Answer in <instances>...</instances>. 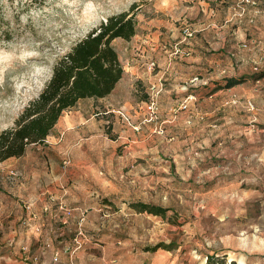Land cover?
<instances>
[{"label":"rangeland","instance_id":"374dc122","mask_svg":"<svg viewBox=\"0 0 264 264\" xmlns=\"http://www.w3.org/2000/svg\"><path fill=\"white\" fill-rule=\"evenodd\" d=\"M221 1L223 0H0V133L13 127L28 102L39 95L51 76L53 65L60 57L107 17L129 12L131 7H134L131 13L134 15L138 39L132 37L129 41L116 39L112 42L117 55L124 61H128L143 48L146 50L151 39L159 45L158 49L162 50L167 62L187 58L191 55V45L206 30H209L206 33L207 42L222 43L221 39L225 37L223 29H226L223 26H226L230 31L225 40L231 41L227 45L244 49L247 55L244 60L252 65L254 73L264 71V14L259 12L264 9L255 10L259 15H243L246 13L244 6H253V0H236L235 12L231 15H219L217 20L216 15H202L204 7L208 12L209 9H215ZM249 27L253 29L250 34L245 31ZM212 47L217 49L218 46ZM176 48L180 52L173 55ZM234 49L228 47L227 51L233 55L237 53ZM135 50L137 51L134 52ZM144 55L146 57L145 51ZM146 60V65L154 62L155 69L157 68L155 58ZM159 80L161 92L155 100L156 111L152 117L146 110L148 88L159 83ZM205 81L207 82V77H191L181 84L178 91L187 93L196 87L205 86ZM238 83L242 81L234 82ZM165 87L164 78L158 77L147 87L140 88L141 101L134 109L135 113H132L133 110L130 111L131 114L118 110L115 115L103 117H107V120L110 115L116 117L118 124L133 134L149 125L155 131L154 134L162 135L163 127L167 125L165 121L171 122L177 117V113L184 112L180 117L181 123L187 122L189 116L185 111L197 101L193 94L181 97L183 99L180 101L172 98L173 101L176 100V107H172L167 113L160 103ZM240 91V94L247 93ZM248 92L249 96L237 97L235 94L236 97L231 98L227 104H222L224 96H219L215 101L220 108L216 112L220 114L222 111L218 120H206L214 115L209 109L206 115L197 116L195 125L189 127H200L199 123H204L210 126V130L216 131V125L220 126L219 124H224L223 127L233 126L232 135L225 140L228 143L232 141L231 150L227 149L224 141L212 153L227 155L228 151L232 152L240 173H248L250 177L242 181L239 179L243 178L240 174L228 175L227 168L229 171L231 166L224 164L221 165L224 170L221 171L222 174L220 170L212 169L190 174L191 178L185 179V183L189 189L194 190L192 192L177 189L178 183L184 181L178 178L179 172L171 164L168 168V164H158V160V165H152L146 153L138 154L135 149H130L123 143L122 139H117L116 128L109 119L104 125L102 137L86 142V146L82 148L91 160L101 158L99 163L94 162V170L89 172L95 173L105 184H98L90 174V184L87 182L84 185L86 188L90 187L87 190L90 200L86 201L84 209L76 212L78 223L73 239L75 249L82 247L87 235L98 233L96 221L99 215L101 219L111 222L120 220L129 233L143 237L139 244L146 250L161 245L155 251L171 255L172 259L177 257L175 262L180 264H206V257L212 258V264H221L222 261L223 264H264V147L259 152L255 150L250 153L251 150L243 152L242 145L240 146L245 137L259 136L264 140L261 137L264 133L258 132L264 130V82L252 84ZM209 101H206L205 110L210 107ZM87 103L82 105L88 107L89 102ZM229 107L234 110V114L242 116L243 121H238L240 125L234 122L235 115L234 120L229 119ZM192 135L194 137V133L189 135L187 144L183 147V161L188 162L190 168L208 157L202 155V146L198 141L200 133H195L193 139ZM164 160L167 161L166 158ZM59 161L61 170H70L68 155H61ZM22 166L18 158L0 162L1 194L4 193L5 185L9 187L12 183L21 182L23 176L19 172H22ZM213 166V169L217 167L215 164ZM48 168L47 165L42 170L48 172ZM74 169V173L84 171L81 167ZM217 172L223 175L219 178V183L215 179ZM164 173H168V176L165 174L162 178ZM61 191L63 197L67 195V187H61ZM49 199L52 201V198ZM53 201L56 208L61 211L65 209L62 198ZM138 203L163 210L169 207L170 210L165 209L164 217L140 213L139 209L133 208ZM230 203L234 210H231ZM242 203L244 206L240 207ZM103 204L105 208L100 207ZM227 204L229 211H226ZM25 207L28 208L29 205L26 204ZM88 219L93 221V230L85 228ZM1 256L0 246V264H5Z\"/></svg>","mask_w":264,"mask_h":264},{"label":"crops","instance_id":"0c3cea01","mask_svg":"<svg viewBox=\"0 0 264 264\" xmlns=\"http://www.w3.org/2000/svg\"><path fill=\"white\" fill-rule=\"evenodd\" d=\"M235 2L236 0H223L219 5H216L215 9H209L208 12L204 7L202 15H216V20L219 15H231L235 12ZM252 2L253 6H244L246 13L243 15H259L255 10L257 8L264 9V4H261L264 0H253ZM259 12L264 14V11ZM224 27L226 29H223L225 37L221 39L222 43L210 44L207 42L206 33L209 30H206V33H201L198 37L199 40L191 45L189 57L172 62L166 61V56L161 49H158L159 45L155 43L154 39L150 40L151 44L146 47V50L143 48L138 53L135 50L136 53L128 61H124L118 55L123 75L113 91L105 98L80 100L74 108L61 115L43 145H30L25 149L23 156L18 158L23 164V170L19 172L23 176L21 182L12 183L9 187L5 185L4 193H0V246L2 248L1 258L5 264H180L175 262L177 257L172 259L171 255L167 256L158 251L146 250L139 244L143 237L129 233L120 220L111 222L101 219L99 215L96 221L98 233L86 234L87 239H84L82 247L75 249L73 239L78 223L76 212L84 209L86 201L90 200L88 198L89 191H87L90 187L86 188L84 185L87 182L90 184V174L98 184H105L103 180L96 177L95 173L89 172L94 170V162L99 163L101 158L91 160L90 156L82 151V148L86 146V142L99 140L100 136L102 137V133L105 132L104 125L110 119L112 126L116 128L117 139H122V142L126 143L130 149H135L138 154L146 153L152 165L157 164L160 160L158 164L165 166L168 164V168L172 166L175 171L179 172L180 177L178 178L184 182L178 183V190L192 192L193 189H189L190 187L185 183V179L191 178L190 174L204 173L210 169L223 172L221 165L224 164L228 167L231 166L229 171L227 168L228 175L240 174L243 178L239 177V179L242 181L249 178L248 173L247 175L240 173L237 159H233L232 152L228 151L227 155L221 152L219 154L212 153L213 150L218 149L220 142L224 143L227 138H230L233 126L223 127L224 124H219L220 126L216 125V131L210 130V126L204 123H199L200 127L198 125L189 127L195 125L194 120H197V116L206 115L209 109L214 115L206 120L209 118L218 120L222 111L220 114L216 112L220 108L217 107L218 104L215 101L219 96H224L222 104H227L231 98L236 96H249L248 89L252 84L264 82V71L253 72L252 65L244 60L247 56L244 49L232 44L227 45L228 42H231L225 40L230 30L229 27ZM245 31L250 34L253 29L249 27ZM134 38L138 39L137 34L133 36ZM213 45H217V49L213 48ZM228 47L235 48L234 51L237 53L231 55L227 51ZM150 57L155 58L157 64L153 73H149L145 68L146 59ZM194 76L207 77L205 86L196 87L187 93H180L178 90H180L181 84ZM158 77L164 78L166 87L160 97V103L164 105L167 113L171 111L172 107H176L174 102L183 99L181 97L193 94L197 98V101L185 111L189 116L187 122L181 123L180 117L184 112H179L177 119L174 117L171 122L165 121L167 125L163 127L162 135L154 134L155 131L149 125L133 134L126 127L120 126L116 117L110 115L108 120L107 117H103L114 114L118 110H122L126 114H131L130 111L133 110L132 113H135L134 109L141 101L139 100L140 88L147 87ZM237 81H242V83L228 85L230 82ZM240 90L247 93L240 94ZM235 94L236 96H234ZM172 98L176 100L173 101ZM199 99L202 101L199 102ZM207 100H210V107L205 110L204 106L207 104ZM87 102H89L88 107L82 105ZM230 109L232 108L228 109L229 119L234 120L235 115L234 122L240 125L241 123L238 124V121H243L242 116L234 114V110ZM237 112L239 113V111ZM258 132L264 133V130ZM193 133L194 137L195 133H200V140H198L202 146L200 149L202 155L208 157L190 168L188 167L189 163L183 161V147L187 144L189 135ZM194 137L192 135L191 138ZM261 137L264 138V135ZM225 143L228 146L227 149L231 150L232 141L229 143L225 141ZM241 145L243 152L250 150V153L255 150L259 152L264 147V140L259 136L245 137ZM63 154L68 155L71 161L69 171H63L59 167V160ZM213 164L219 169H213ZM47 165L48 172H45L42 169ZM80 167L84 171L80 174L74 173L76 170L74 168ZM162 172H165L164 169ZM165 174L168 176V173H164L162 178L166 176ZM219 174L217 172V177H215L217 183L223 176ZM95 177L96 179H94ZM63 186L67 187L68 191L64 197L61 191ZM49 197L52 198V201ZM61 198L65 206L63 211L56 208V203L53 201V199ZM26 204L29 205L28 208L25 207ZM243 206L242 203L240 207ZM100 207L105 208L106 206L103 204ZM230 207L231 210H234L231 203ZM230 207L227 204L226 211H229ZM165 209L170 210L169 207H165ZM90 210L95 211L93 208ZM91 222L93 223L88 219L85 225L88 230L94 229ZM178 255L179 253L176 254V256Z\"/></svg>","mask_w":264,"mask_h":264},{"label":"trees","instance_id":"16d2710c","mask_svg":"<svg viewBox=\"0 0 264 264\" xmlns=\"http://www.w3.org/2000/svg\"><path fill=\"white\" fill-rule=\"evenodd\" d=\"M133 8L107 17L55 62L39 95L28 102L13 127L0 133V162L23 156L30 145H43L61 115L80 100L105 98L113 91L123 69L112 42L129 41L135 35ZM133 208L140 213L165 216V210L158 207L138 203ZM211 260L206 257V264H212Z\"/></svg>","mask_w":264,"mask_h":264},{"label":"built area","instance_id":"2783aa9c","mask_svg":"<svg viewBox=\"0 0 264 264\" xmlns=\"http://www.w3.org/2000/svg\"><path fill=\"white\" fill-rule=\"evenodd\" d=\"M186 36L189 37V35H186ZM179 52H180V50L178 48H176L173 55H177ZM154 69H155V63L154 62L148 63L146 65V70L148 72H153ZM148 89H149V94H148L149 99L146 102V105H147L146 110L153 117L155 115V111H156L155 100H156L157 96L159 95V93L161 92L160 80H159V83L149 86Z\"/></svg>","mask_w":264,"mask_h":264}]
</instances>
